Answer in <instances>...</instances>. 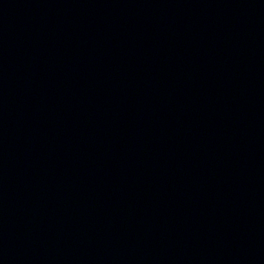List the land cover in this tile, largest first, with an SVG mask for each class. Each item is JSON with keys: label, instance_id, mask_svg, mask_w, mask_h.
<instances>
[{"label": "water", "instance_id": "obj_1", "mask_svg": "<svg viewBox=\"0 0 264 264\" xmlns=\"http://www.w3.org/2000/svg\"><path fill=\"white\" fill-rule=\"evenodd\" d=\"M262 17L264 18V0H253Z\"/></svg>", "mask_w": 264, "mask_h": 264}]
</instances>
